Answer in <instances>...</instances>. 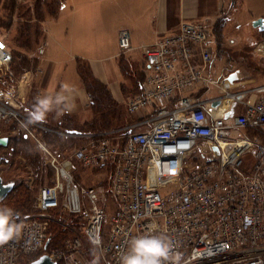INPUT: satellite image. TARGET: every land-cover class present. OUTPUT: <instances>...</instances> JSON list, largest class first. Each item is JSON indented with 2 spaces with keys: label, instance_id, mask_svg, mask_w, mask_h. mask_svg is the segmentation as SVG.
I'll return each instance as SVG.
<instances>
[{
  "label": "built area",
  "instance_id": "1",
  "mask_svg": "<svg viewBox=\"0 0 264 264\" xmlns=\"http://www.w3.org/2000/svg\"><path fill=\"white\" fill-rule=\"evenodd\" d=\"M212 27L181 20L142 44L144 76L125 103L135 118L96 131L26 125L33 75L25 70L17 81L0 28V127L14 124L38 142L55 172L54 183L37 192L38 210L62 208L82 220L80 232L67 226L72 236L46 250L47 219L15 211L22 232L0 245V264H27L43 252L57 264H119L130 241L149 233L168 238L182 264H264V94L250 97L264 85L239 88L230 75L214 76ZM118 46L131 49L128 29L119 31ZM47 131L83 141L61 157L39 137ZM74 161L112 166L110 215L96 186L73 184Z\"/></svg>",
  "mask_w": 264,
  "mask_h": 264
},
{
  "label": "crops",
  "instance_id": "2",
  "mask_svg": "<svg viewBox=\"0 0 264 264\" xmlns=\"http://www.w3.org/2000/svg\"><path fill=\"white\" fill-rule=\"evenodd\" d=\"M229 2L230 0H62L54 15L43 4L45 16L39 19V28L43 31L39 45L44 46V52L38 54V57L34 56L42 71L38 73L34 71L35 68L27 69L33 75V88L31 87L27 97L30 106L34 107L38 99L62 92L64 84L72 85L75 89L70 101L74 104L73 110L60 115L50 112L44 122L55 125L59 120H65L73 125L71 127L83 125L92 115L89 107L91 96L79 69L84 64L93 78L107 87L117 107L125 108L126 96L135 90L138 82L136 85L134 82L132 86L128 84L122 75L124 69L121 68V60L140 59L144 65L140 46L153 43L158 35L174 31L181 20L205 21L222 28L220 22L224 18L221 14ZM30 5L29 0V8ZM122 27L129 30L132 46L124 52L123 58L118 46V34ZM41 62H44L43 66ZM216 68L213 61L212 72ZM224 69L216 77H222ZM234 84L244 88L236 81ZM263 94L264 90H259L250 97L257 98ZM130 116L135 118V115ZM12 131L15 132L14 129ZM8 132L11 133L9 128ZM7 137L9 140V136Z\"/></svg>",
  "mask_w": 264,
  "mask_h": 264
},
{
  "label": "rangeland",
  "instance_id": "3",
  "mask_svg": "<svg viewBox=\"0 0 264 264\" xmlns=\"http://www.w3.org/2000/svg\"><path fill=\"white\" fill-rule=\"evenodd\" d=\"M13 1L16 3V11L18 12L15 11V13L12 14L14 15L12 23L7 25V19L5 18V15L7 14L8 10L4 9V4L7 5L11 2V0H0V28L7 34L9 45L13 50L14 62H12L11 68L13 73L16 75L17 81H19L20 75L23 71L37 67V60L35 63L34 61L27 63L25 62L23 56L36 55L38 57L37 49L41 43L40 41H42L43 31L40 30L41 38L38 43H33L31 48L26 49L24 47L18 46L14 40V36L16 34L15 28H17L16 23H18V21L22 23V21L25 20V17H27L24 15L22 18L18 14L24 13V11L27 10L26 7L29 4V0ZM30 3V13L31 17H33L30 22L32 24V29H30V31L32 30L33 32V28H35L37 25L40 27L41 25L37 14L32 13L34 10V0H30ZM231 5L234 7L233 9ZM221 16L224 18L220 22L222 28L218 26V34L213 30V33L210 37L211 45L213 47L212 58L217 67L216 70L213 69V72L215 73L214 76L220 75L223 68H225L222 76L233 74V76H235L233 77L234 81L238 82L239 86L241 87L250 88L261 84L264 85V29L261 31L258 26H254L252 24L253 20L256 18H264V0H230L228 6L224 9ZM121 56L123 58L124 53H121ZM128 60L129 61H127L125 58L121 60V68L122 70L124 69V71H122V75L125 77V79H127L126 81H128V84L130 83L131 86L134 84V82L135 85L136 82L140 84L142 81L141 79L143 78V75L140 77V73H142L143 70V61L140 59L133 60L130 58ZM43 65L44 62H41V66ZM31 87L33 88L32 84ZM23 88H25V86ZM137 91L138 88L135 86V90L131 91V93H129L126 97L136 93ZM28 101V109L32 110L29 107L30 100L28 99ZM122 108L123 109H121L120 113H117L114 118L112 117L111 126H113L115 122L119 124L125 122L126 120H133V116H130L131 114L127 115L125 108L123 106ZM238 110L239 106L236 104L233 112L235 113ZM23 112L27 114L29 113L27 109H25ZM9 126L10 125H2L0 127V136L9 135ZM97 127L99 128L100 126ZM14 130L15 132L11 130V133L13 132L15 135L19 133H16V130H19L17 127ZM45 133L47 136H44V141L54 151L63 153L61 157L68 155L73 147L79 143H82L83 141L69 139L59 135H57V137L55 136L56 134L50 133L48 131ZM241 133H245V135L250 136L251 133L254 132L244 131ZM39 137L42 139L41 133H39ZM21 142L22 143H19L16 146V148L20 150L19 153H11L9 155L3 154L7 155L6 163L8 165L4 166L3 169L1 168L2 165H0V169H2L1 175L5 182L10 181L13 178L15 181H17V183L22 182L29 187L28 192L23 198L27 197L30 201L25 207L21 204L17 206V204L14 203V199L9 197L3 199V201L0 202V207L7 206L12 208L14 211L18 210L36 217L47 219V223L51 220V218L57 216L55 215V212L57 211L59 213H63L62 215L65 216L64 210L62 208H59L54 212H42L38 210L36 204L37 192L41 186L54 183L55 172L53 168L50 167L51 165L47 161V157L43 153V150L41 149L38 142H35V140L32 139ZM13 145H15V142H13ZM248 157L249 159L252 158L250 156V152H248ZM38 167L40 168L36 169ZM106 167L107 166L87 168L82 166L78 161H74L73 168L71 170V176L73 184L76 186L85 187L89 185L97 187L101 193V202L105 207L106 214L108 216L115 210V201L109 192L110 174L112 170L110 168L109 171V169ZM62 199L64 200L63 195L60 199L61 203ZM70 229L76 230L77 232L81 231V227L80 229L72 227ZM87 258L90 259L89 256H87Z\"/></svg>",
  "mask_w": 264,
  "mask_h": 264
},
{
  "label": "trees",
  "instance_id": "4",
  "mask_svg": "<svg viewBox=\"0 0 264 264\" xmlns=\"http://www.w3.org/2000/svg\"><path fill=\"white\" fill-rule=\"evenodd\" d=\"M62 0H34V10L32 13L37 14V16L39 17V19L44 18L45 16V12L42 11V5L44 4L45 7L47 8V10L50 12V14L54 15L56 13V8L58 6H60ZM16 3L15 1L11 0L10 3H8L7 5L4 4V9H7L8 12L5 15V18L7 19V25L12 23V19L14 17L15 11H16ZM27 10L24 11V13H19L18 15L20 17H24V15H26L27 17H25V20L22 21V23H20L18 21L17 24V28L16 29V34L14 36V40L16 41L15 43L20 46V47H24L26 49L31 48L33 43H38V41L41 38V31L39 26L37 25L35 28H33V32L32 30L30 31V29H32V24L31 19L33 17H31V13H30V8L29 6L26 7ZM18 12V11H16ZM19 20V19H18ZM212 33L213 30L217 32L218 34V26H213L212 27ZM215 32V33H216ZM25 62L29 63L30 61H36V58L32 55L28 56H23ZM14 62V60H13ZM80 72H81V76L83 78V82L87 88V91L89 92L90 96H91V100H90V105L89 107L92 110V115L91 118L89 120H87L83 125L77 126V127H71L73 125L68 124L65 120L61 121L59 120L57 124L52 125V126H61L63 128H77L80 129L81 131H96V130H102V129H107V128H111V127H115V126H120L123 123H125L126 121H130V120H126L125 122L122 123H114L113 126H111V121H112V117L114 118V116H116L117 113L121 112V108L117 107L115 101L112 99L109 91L107 90V87L105 85H103L102 83H100L98 80H96L95 78H93V76L90 74L88 67H85L84 64H81V66L79 67ZM143 75V70L142 73L140 75V77ZM137 84V82H136ZM136 88H138L139 90V84L136 85ZM29 103V101H28ZM29 107L31 109H33L34 107L31 105H29ZM127 112V111H126ZM128 113V112H127ZM129 114V113H128ZM132 120V119H131ZM89 126V127H87ZM97 126H100L99 128ZM105 126V127H104ZM103 127V128H102ZM16 126H14V124H11L9 126V129H15ZM89 128V129H88ZM19 132V133H17ZM16 135H10L11 133H9V140L7 142L6 145H0V165H2V169L4 166L8 165L6 162L7 159V155L9 154H13V153H19V149L16 148L17 144L22 143L21 141H28L29 139L27 137H25L24 133L20 130H16ZM42 134V139L44 138V136H47V134L45 132L41 133ZM50 136V135H49ZM56 136V135H55ZM58 137V136H57ZM28 139V140H27ZM45 140V139H43ZM13 142H15V145H13ZM59 154L63 155V153L58 152ZM3 154H7V155H3ZM40 167L36 168L39 169ZM106 168L109 169L110 168L112 170V166H107ZM2 169H0V175H1V171ZM2 177V175H1ZM37 177V176H36ZM38 178V177H37ZM11 181H13V187L10 190V192L6 195L5 198H13L14 199V203L17 204V206L19 204H21L22 206H26L29 203V199L27 197L23 198L26 193L28 192V186L25 183H17V181H15L13 178L11 179ZM26 186V187H25ZM3 199L1 201H3ZM11 200V199H10ZM0 201V202H1ZM12 201V200H11ZM58 209H52L49 211H56ZM26 211V210H23ZM48 211V212H49ZM65 213V216L62 215L63 213H59L58 211L55 212V217L51 218V220L47 223V227H46V232H47V236H48V243H47V247L46 250H49L51 247H55V246H62L63 242L65 240V238L69 237L72 232L71 230L67 227H72V228H77L80 229V227L82 226V220L75 215L69 214V213ZM63 216V217H62ZM48 221V220H47ZM37 257V255H30L26 258V261L29 262L30 260H32L33 258Z\"/></svg>",
  "mask_w": 264,
  "mask_h": 264
},
{
  "label": "clouds",
  "instance_id": "5",
  "mask_svg": "<svg viewBox=\"0 0 264 264\" xmlns=\"http://www.w3.org/2000/svg\"><path fill=\"white\" fill-rule=\"evenodd\" d=\"M74 92L72 85L64 84L62 92L38 99L28 114L26 125L45 121L50 112L57 115L71 112L74 108L70 102L71 94ZM16 215L12 208L0 207V245L20 237L22 225L16 222ZM182 261V254L173 250L168 238L149 233L130 241L129 250L121 255L119 264H182Z\"/></svg>",
  "mask_w": 264,
  "mask_h": 264
},
{
  "label": "water",
  "instance_id": "6",
  "mask_svg": "<svg viewBox=\"0 0 264 264\" xmlns=\"http://www.w3.org/2000/svg\"><path fill=\"white\" fill-rule=\"evenodd\" d=\"M264 18L263 17H259L256 18L255 20H253V25L254 26H258V28L262 31V29H264ZM233 74H231L229 76V80L233 81ZM219 103L218 100L213 101L212 104L213 105H217ZM8 142V137L7 136H0V145H6ZM13 181H7L5 182L1 175H0V201L6 197V195L10 192V190L13 187ZM27 264H57V261L52 259L51 256L46 253L43 252L41 254H39L37 257L33 258L32 260H30Z\"/></svg>",
  "mask_w": 264,
  "mask_h": 264
}]
</instances>
